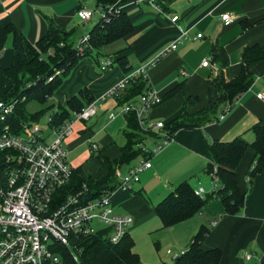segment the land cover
Wrapping results in <instances>:
<instances>
[{"label":"crops","instance_id":"0c3cea01","mask_svg":"<svg viewBox=\"0 0 264 264\" xmlns=\"http://www.w3.org/2000/svg\"><path fill=\"white\" fill-rule=\"evenodd\" d=\"M156 1L163 13L139 0H129L122 6L121 10L129 15L134 30L100 52L105 56L102 61L108 59L112 65L103 70L101 60L83 59L54 95L59 100L57 106H65L83 88H88L94 97L96 115L87 121L75 122L73 134L65 141L67 161L72 170L80 169L82 178L107 177L110 170L103 165L100 155L115 163L128 142L126 133L131 130L123 112L125 105H121L116 97L99 100L125 76L156 61L149 68L147 79L163 98L182 84L178 94L149 111L148 121L154 127L140 126L142 146L155 150L162 143L164 133L163 129L155 127L157 123L168 124L186 112L205 108L210 100L209 81L220 72L226 81L235 79L243 69L245 48L264 47V0ZM81 8L95 10L97 0H0V26L12 24L34 44L47 33L51 19L66 30L74 29L73 37L82 30L85 34L77 37L75 42L79 44L99 20L95 14L97 18L93 22V19L81 21L77 17ZM225 13L234 17L231 25L224 24L222 15ZM173 16L179 17L175 24L171 21ZM181 29L188 31V38L176 49L168 51L181 36ZM198 34L202 37L194 39ZM216 47L226 52L228 64L225 67L220 59L214 60ZM123 57L127 59L126 69L118 62ZM207 58L218 66V72L202 66ZM13 63L10 37L0 54V67L9 68ZM250 71L255 79L253 85L237 98L224 119L219 115L215 122L201 129L178 131L168 145L151 156L152 168L141 174L139 183L132 185L130 190L117 188L111 193L114 212L133 219L128 228L133 238L144 230H162L155 208L181 183L187 181L195 190L203 188L205 195L213 192L215 185L207 170L211 142L230 141L238 136H243L249 143L255 140L252 127L259 122L264 125V99L257 97L264 95V60L253 62ZM11 85L12 81L0 72V96ZM189 98L191 102L186 104ZM138 99L126 102V105L138 103ZM149 140L151 144L145 146L144 141ZM92 144H97V152L92 151ZM142 159L139 156L130 164H116L114 172L118 180ZM254 159L255 151L249 148L237 169L240 188L247 193L241 213L227 216L221 201L210 199L192 219L165 229L169 232L167 239L171 248H166L164 256L174 261L173 257L190 247L194 235L204 225L210 231L202 248L220 249L223 253L220 264H264V170L249 186L247 173ZM157 248L165 249L161 240L157 242ZM247 254H251L250 260L246 258Z\"/></svg>","mask_w":264,"mask_h":264},{"label":"trees","instance_id":"16d2710c","mask_svg":"<svg viewBox=\"0 0 264 264\" xmlns=\"http://www.w3.org/2000/svg\"><path fill=\"white\" fill-rule=\"evenodd\" d=\"M129 0H97V7L124 6ZM134 30L129 15L122 11H114L108 19H101L88 33L89 39L82 43L73 41L74 29L66 30L48 21L47 33L37 42L30 43L25 36L9 24L0 26V54L3 53L7 41L12 37L14 63L9 68L0 67V72L12 81V85L0 96V101L16 100L13 113L5 121H0V136L7 128L14 134H20L24 124L39 123L42 117L54 109L55 104H49L57 90L63 85L72 70L85 58L93 57L99 61L102 49L123 38ZM214 60L220 59L221 65L228 64L225 50L216 47L213 52ZM264 60V47L249 46L243 52V69L241 74L231 81H226L222 72L212 78L209 104L194 113L186 112L177 119L164 125L163 131L169 136L180 130H196L215 122L219 115L235 104L237 98L246 92L254 83L250 71L253 62ZM118 62L126 69L127 59L120 58ZM150 89L148 79L139 76L130 81L128 87L115 97L121 105L144 95ZM182 84L169 91L163 102L178 94ZM94 97L88 88L70 98L65 106L59 105L49 123L50 128H60L66 121L73 120L76 113L92 104ZM191 99L186 100L189 104ZM36 103L40 109L31 113L28 105ZM128 126L131 130L126 133L128 142L121 150V157L111 163L100 155L103 165L110 170L107 177L93 179L82 178L80 169L72 170L71 181L62 193L69 196L79 191H85V201L93 200L107 192L118 188L119 180L114 168L130 164L137 157L151 159L153 153L145 152L142 146L141 128L134 112L126 113ZM255 140L249 143L243 136L230 141L215 140L210 143V158L207 166L209 173L217 179L216 187L211 194L200 197L195 194L192 185L185 181L160 202L155 212L160 219L162 230L171 228L192 219L199 214L210 199L221 201L224 214L234 216L241 213L245 205L246 192L240 188L237 169L247 150L255 151V159L251 165L247 179L249 186L255 177L264 170V125L256 123L252 127ZM6 152H0V178L4 180L2 171L5 169ZM250 188V187H249ZM209 229L201 226L194 235L190 247L174 260L173 264H220L223 253L220 249L203 250L202 244ZM135 240L127 232L120 242L113 244L108 239L107 230L87 236H74L68 246H57L55 252L60 256L61 264H139L140 256L135 252ZM167 264V263H163Z\"/></svg>","mask_w":264,"mask_h":264},{"label":"built area","instance_id":"2783aa9c","mask_svg":"<svg viewBox=\"0 0 264 264\" xmlns=\"http://www.w3.org/2000/svg\"><path fill=\"white\" fill-rule=\"evenodd\" d=\"M139 1L163 13L156 0ZM118 10H121V7L117 9L115 6H98L95 10L81 8L77 11V17L83 22L90 21L95 14L99 20L108 19ZM222 20L228 26L235 19L230 13H225ZM171 21L175 24L179 17L173 16ZM201 37L202 34H198L194 39ZM187 38L188 31L181 29V36L168 51L176 49ZM88 39L87 34L81 38L80 43ZM155 62L125 76L99 100L115 97L136 77L143 76L147 79L149 68ZM111 65L112 62L106 60L102 69L105 70ZM202 66L219 71L210 58L205 59ZM257 97L264 99L263 94ZM162 103V96L150 86L148 92L139 97L138 103L125 105L123 112H134L140 126L152 129L154 126L148 121V113ZM16 104V100L0 101V121H5L13 113ZM229 111L230 107H227L219 118L224 119ZM95 115V103H92L60 128L48 127V133L42 130L40 124H24L20 134H14L6 128L0 136V152H6V167L2 171L4 180L0 178V264H61L60 256L55 250L59 245L68 246L71 237L87 236L107 230L109 241L116 244L128 232L133 219L114 212L112 192L90 201H85L86 188L85 191L66 197L62 193L72 176L65 141L73 134L75 122L87 121ZM164 125L157 123L155 127L163 129ZM162 139V143L155 150L146 147L143 150L154 154L168 145L173 137L164 132ZM91 148L93 152L99 150L97 144H92ZM150 168L151 160L142 159L121 177L118 188L130 190L132 185L140 182L141 174ZM210 175L216 187L217 179L213 172ZM195 194L204 197L205 191L199 188L195 190ZM168 254H171V251H168ZM179 256L175 255L174 260ZM246 258L250 260L251 254H247Z\"/></svg>","mask_w":264,"mask_h":264},{"label":"rangeland","instance_id":"374dc122","mask_svg":"<svg viewBox=\"0 0 264 264\" xmlns=\"http://www.w3.org/2000/svg\"><path fill=\"white\" fill-rule=\"evenodd\" d=\"M95 18H97V16H95L92 20L95 21ZM84 32L82 30L78 31L75 36L73 37V39L75 40V42H77V37H81V35ZM85 34V33H84ZM103 57L105 58V56H99V60L102 61ZM92 58V57H91ZM73 71V70H72ZM71 76V75H70ZM58 102L59 100L57 99V97L53 96V98H51L49 100V104H55L56 107L54 109H52L50 112H48L46 115H44V117H42V119L40 120L39 123H31L32 124H40L42 127V130L45 133H48V127H49V123L52 120V116L53 114L56 112V108H58ZM40 109V105L36 104V103H31L28 105V111L33 113L37 110ZM148 139V138H147ZM150 145L151 144V140L149 141H144V145ZM133 162V161H132ZM125 172V171H123ZM169 235V232H167L166 230H160L155 232V229L153 230H144L141 231L136 237L134 236L135 239V252H137L140 256V263L139 264H163V263H167V264H173V260L172 258L166 257L164 256L165 251L167 250L166 248H171L170 245V241L167 239ZM166 236V238H164ZM159 240L162 241V248L164 247L165 249H161L158 250L157 248V242H159ZM166 246V247H165Z\"/></svg>","mask_w":264,"mask_h":264}]
</instances>
